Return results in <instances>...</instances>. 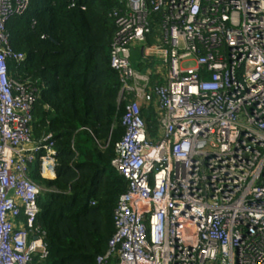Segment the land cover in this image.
<instances>
[{
  "label": "built area",
  "instance_id": "1",
  "mask_svg": "<svg viewBox=\"0 0 264 264\" xmlns=\"http://www.w3.org/2000/svg\"><path fill=\"white\" fill-rule=\"evenodd\" d=\"M29 1L0 0V264L47 254L28 165L38 155L53 170L56 150L32 136L36 89L10 76L25 55L5 30ZM119 2L109 64L124 132L111 165L127 186L95 264H264V0Z\"/></svg>",
  "mask_w": 264,
  "mask_h": 264
},
{
  "label": "trees",
  "instance_id": "2",
  "mask_svg": "<svg viewBox=\"0 0 264 264\" xmlns=\"http://www.w3.org/2000/svg\"><path fill=\"white\" fill-rule=\"evenodd\" d=\"M119 0H30L5 24L11 49L10 76L36 89L32 136L51 135L55 177L39 173V157L28 175L41 187L36 225L46 244L44 264H95L114 233V210L126 180L111 165L121 138L120 82L109 64ZM148 137L158 121L143 108ZM42 154V152L40 153ZM111 256L109 264H116Z\"/></svg>",
  "mask_w": 264,
  "mask_h": 264
},
{
  "label": "crops",
  "instance_id": "3",
  "mask_svg": "<svg viewBox=\"0 0 264 264\" xmlns=\"http://www.w3.org/2000/svg\"><path fill=\"white\" fill-rule=\"evenodd\" d=\"M39 173L45 178L52 179L55 177L54 169L52 170L46 162L41 164L39 161Z\"/></svg>",
  "mask_w": 264,
  "mask_h": 264
},
{
  "label": "rangeland",
  "instance_id": "4",
  "mask_svg": "<svg viewBox=\"0 0 264 264\" xmlns=\"http://www.w3.org/2000/svg\"><path fill=\"white\" fill-rule=\"evenodd\" d=\"M130 59H131L132 68L142 73L144 71V67L138 64L140 59H139V53L137 50L132 49Z\"/></svg>",
  "mask_w": 264,
  "mask_h": 264
}]
</instances>
